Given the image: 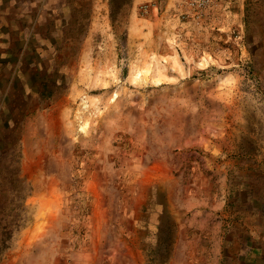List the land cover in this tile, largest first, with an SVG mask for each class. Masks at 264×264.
<instances>
[{"label":"rangeland","instance_id":"rangeland-1","mask_svg":"<svg viewBox=\"0 0 264 264\" xmlns=\"http://www.w3.org/2000/svg\"><path fill=\"white\" fill-rule=\"evenodd\" d=\"M0 264H264V0H0Z\"/></svg>","mask_w":264,"mask_h":264},{"label":"bare ground","instance_id":"bare-ground-1","mask_svg":"<svg viewBox=\"0 0 264 264\" xmlns=\"http://www.w3.org/2000/svg\"><path fill=\"white\" fill-rule=\"evenodd\" d=\"M77 91H78V90H76V92H77ZM84 126H85V125H84ZM83 129L85 130V128H84V127H82V130H83Z\"/></svg>","mask_w":264,"mask_h":264},{"label":"crops","instance_id":"crops-1","mask_svg":"<svg viewBox=\"0 0 264 264\" xmlns=\"http://www.w3.org/2000/svg\"><path fill=\"white\" fill-rule=\"evenodd\" d=\"M2 69V68H1ZM2 70H4V69H2Z\"/></svg>","mask_w":264,"mask_h":264}]
</instances>
